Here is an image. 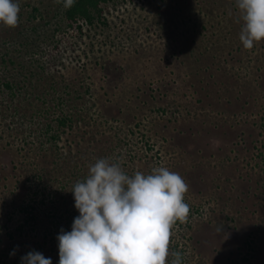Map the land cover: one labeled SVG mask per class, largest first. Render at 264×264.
Returning a JSON list of instances; mask_svg holds the SVG:
<instances>
[{"label": "rangeland", "instance_id": "obj_1", "mask_svg": "<svg viewBox=\"0 0 264 264\" xmlns=\"http://www.w3.org/2000/svg\"><path fill=\"white\" fill-rule=\"evenodd\" d=\"M14 2L18 26L0 23V264H21L37 244L59 264L67 219L45 236L58 213L36 211V230L17 231L18 205L33 192L25 173L52 153L13 112L29 117L49 85L82 97L55 152L81 158L118 143L127 171L166 167L187 183L190 228L174 226L167 263L179 252L181 264H264V42L244 48L236 0H108L80 37L64 0ZM30 60L52 65L53 79L25 80L15 67Z\"/></svg>", "mask_w": 264, "mask_h": 264}, {"label": "clouds", "instance_id": "obj_2", "mask_svg": "<svg viewBox=\"0 0 264 264\" xmlns=\"http://www.w3.org/2000/svg\"><path fill=\"white\" fill-rule=\"evenodd\" d=\"M236 3L243 21L239 38L251 50L264 42V0ZM73 4L74 0H64L65 8ZM19 13V3L0 0L4 26L17 27ZM71 192L80 215L70 232L61 229L57 237L59 264H167L172 230L177 222L186 223L190 214L187 183L166 167L129 176L119 163L101 158ZM172 255L171 264H181V254ZM21 264H52V260L33 250L21 257Z\"/></svg>", "mask_w": 264, "mask_h": 264}, {"label": "trees", "instance_id": "obj_3", "mask_svg": "<svg viewBox=\"0 0 264 264\" xmlns=\"http://www.w3.org/2000/svg\"><path fill=\"white\" fill-rule=\"evenodd\" d=\"M107 2L108 0H74L73 6L63 11V20L67 22V28L76 30L80 37L84 25L90 28V26L94 25L95 20H101L104 5H106ZM34 12H36L35 9ZM102 24H105V22L102 21ZM63 34L65 35L66 33ZM61 43L63 42H58V44ZM56 48H58V45ZM9 63L15 65L13 60H9ZM17 67L21 74L24 75L25 80H29L33 77L37 81L44 80L48 83V79H53V75H51L52 65L30 60L22 66L16 65L15 68ZM13 85L14 84L9 81L3 83V87L9 90L12 99L15 96ZM58 86L49 85V90L47 92L43 90L40 96H36L37 100H40V105L36 107L35 112L31 113L29 117H26V112L18 110L19 106H16L15 108L17 109L13 112V115L19 117V121H28L29 125L26 129L28 133L27 136H34L38 143V150H40L43 155L52 153V160L49 166H44L40 169H36L34 172H30L32 175L25 173L27 182L33 184V192L28 200L23 199L22 203L18 205L17 213L26 214V219H24L23 224L17 227L19 233L23 231V226L25 224H29L31 227L30 230L35 231V227L38 226V214L36 211L44 212L46 210L50 211L49 213L52 214L58 213V215H56V220L52 219L50 222V228L45 236H52L53 231L61 228L60 225L62 221L59 219L62 218L67 219L63 230L70 232L74 219L80 215L75 207L74 194L71 192L75 183L86 179L89 174V166L93 165L98 159L108 158L110 162L120 164L124 156L121 153L114 152L116 147L120 145L118 143L116 146L110 145L109 147L99 149L98 154L93 150V153H87L81 158H77L76 154H62L54 151L57 148L56 142L60 137V131L70 127L74 119L71 111L76 109L74 108L76 106L74 105L75 102L82 99L79 92L72 91L70 86L62 85L61 87L59 86L60 88ZM22 98L24 99L25 97ZM23 99H20L19 102L23 101ZM94 153L96 156L92 157ZM122 169H126L123 171L129 176L137 172L134 170L127 171L124 165ZM63 205H65V208ZM70 208H72V211ZM14 212L16 213L15 210ZM190 216L189 214L186 223L177 222L175 226L185 229L190 228L188 223ZM8 236L13 238L14 234L8 233ZM33 250L42 252L44 251L43 245L40 246V244H37V247H33L30 251ZM172 259H174V256L171 257L167 264H171Z\"/></svg>", "mask_w": 264, "mask_h": 264}]
</instances>
